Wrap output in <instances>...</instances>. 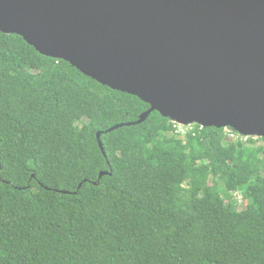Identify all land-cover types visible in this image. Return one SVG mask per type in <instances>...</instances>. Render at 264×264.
<instances>
[{"label":"trees","instance_id":"1","mask_svg":"<svg viewBox=\"0 0 264 264\" xmlns=\"http://www.w3.org/2000/svg\"><path fill=\"white\" fill-rule=\"evenodd\" d=\"M148 109L0 32V264H264V138Z\"/></svg>","mask_w":264,"mask_h":264},{"label":"water","instance_id":"2","mask_svg":"<svg viewBox=\"0 0 264 264\" xmlns=\"http://www.w3.org/2000/svg\"><path fill=\"white\" fill-rule=\"evenodd\" d=\"M0 32L149 106L126 126L264 138V0H0Z\"/></svg>","mask_w":264,"mask_h":264},{"label":"built area","instance_id":"3","mask_svg":"<svg viewBox=\"0 0 264 264\" xmlns=\"http://www.w3.org/2000/svg\"><path fill=\"white\" fill-rule=\"evenodd\" d=\"M171 123H172V128H173V131H174V133L176 134V135H182V134H184V133H186L187 131H191V130H193L194 129V126L195 125H197V126H199L200 128H203L202 126H200V125H198V124H192V125H188V129H186V131H184V125H181V124H179V123H176V122H174V121H171ZM189 126H191V127H189ZM225 130V132H226V134H227V136L230 138V139H232V140H238V139H240V140H246V138L247 137H244V136H241V135H239V134H235L232 130H230V129H224Z\"/></svg>","mask_w":264,"mask_h":264},{"label":"rangeland","instance_id":"4","mask_svg":"<svg viewBox=\"0 0 264 264\" xmlns=\"http://www.w3.org/2000/svg\"><path fill=\"white\" fill-rule=\"evenodd\" d=\"M188 127V125L187 126H185L184 127V131H186V129H188L187 128ZM189 127H191V126H189ZM185 134V133H184ZM184 134H182V135H179L181 138H183L184 137ZM227 136V135H226ZM227 139L229 140V141H235V140H232V139H230L228 136H227ZM237 140V139H236ZM238 140H240V139H238ZM242 141H245L244 139L242 140ZM233 198L237 201V210H242L243 208H244V206L242 205V204H240V197H239V195L238 194H233Z\"/></svg>","mask_w":264,"mask_h":264}]
</instances>
